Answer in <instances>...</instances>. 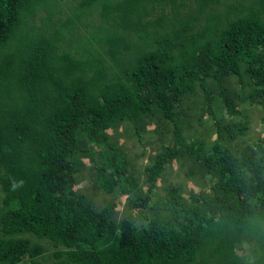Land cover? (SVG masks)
<instances>
[{
  "label": "trees",
  "instance_id": "trees-1",
  "mask_svg": "<svg viewBox=\"0 0 264 264\" xmlns=\"http://www.w3.org/2000/svg\"><path fill=\"white\" fill-rule=\"evenodd\" d=\"M66 1L0 0V264H264V0Z\"/></svg>",
  "mask_w": 264,
  "mask_h": 264
},
{
  "label": "rangeland",
  "instance_id": "rangeland-1",
  "mask_svg": "<svg viewBox=\"0 0 264 264\" xmlns=\"http://www.w3.org/2000/svg\"><path fill=\"white\" fill-rule=\"evenodd\" d=\"M78 0H67L64 6L67 7L68 5H75L77 4ZM70 10H64V15L69 14ZM86 22H88V27L86 28V31L93 30L96 25L99 23V17L97 12H94L92 15L88 16L86 18ZM84 29V28H82ZM246 112L249 113L250 119H251V131L250 136L252 138H256L258 136H264V122L262 120L263 111L258 107H252V106H246ZM120 132L113 134L112 138L114 137L117 139L120 144L123 146V148L127 151V153L134 159H136V163L139 168H143V166L148 162V155L153 154L156 149L158 148L157 140H151L147 135H145L144 144H142L140 141L136 140L132 136H130L128 133V129L124 124H121L119 126ZM111 134V133H109ZM211 139V138H209ZM145 150V155L140 156L141 152ZM139 155V156H138ZM138 156V157H137ZM90 179V176L87 175V178L82 181V186L89 185L88 180ZM167 183H160L161 185L158 186V192L161 195L165 194V188L168 186V184H180L182 188L185 191H188L193 186V182L184 179V176L182 172L179 170L178 165H172L167 170ZM91 181V180H89ZM90 190L92 189V186H89ZM109 196H102L101 194L98 196L95 205L98 207L103 206L104 204L108 203L110 201ZM119 199H121L123 202L125 201V195H120ZM124 215L123 212V204L119 206V210L116 213V218L119 219Z\"/></svg>",
  "mask_w": 264,
  "mask_h": 264
}]
</instances>
